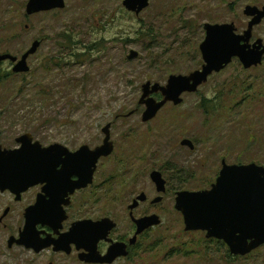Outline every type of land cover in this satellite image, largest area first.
<instances>
[{"label":"rangeland","instance_id":"obj_1","mask_svg":"<svg viewBox=\"0 0 264 264\" xmlns=\"http://www.w3.org/2000/svg\"><path fill=\"white\" fill-rule=\"evenodd\" d=\"M28 1H0V54L19 58L34 41L41 43L28 59L27 74L10 76L12 66L0 65V146L18 148L15 140L30 134L42 147L94 149L110 124V160L124 163L101 162L92 190L98 196L88 199L127 205L143 192L151 200L159 195L150 173L158 171L166 181L163 200L152 211L161 224L129 264H264V246L245 257L230 256L204 233L185 232L174 208L177 192L210 189L222 157L227 165H264V61L244 70L234 59L150 122L141 121L144 106L138 104L146 82L165 85L172 75L200 70L205 24H234L241 35L248 23L244 8H262L264 0H149L139 16L127 12L123 0H64L62 10L27 16ZM257 38L264 41V20L250 43ZM130 51L137 53L133 60ZM184 139L194 151L180 146ZM29 202L28 196L14 203L0 195V217L11 208L6 228L0 225V264H69L51 249L35 254L8 247L24 227Z\"/></svg>","mask_w":264,"mask_h":264},{"label":"water","instance_id":"obj_2","mask_svg":"<svg viewBox=\"0 0 264 264\" xmlns=\"http://www.w3.org/2000/svg\"><path fill=\"white\" fill-rule=\"evenodd\" d=\"M1 1V0H0ZM149 0H123V8L139 16L148 7ZM64 0H29L25 6L27 16L62 10ZM243 15L249 18L246 30L238 35L233 24H205L204 40L199 45L202 58L200 70L188 76L172 75L165 85L146 82L142 85V95L138 101L144 106L141 115L143 123L153 120L158 112L168 103L178 106L182 103L184 94H194L205 84L213 74L223 71L234 59L244 70L259 66L264 58L262 40L250 43L253 29L264 20V7L246 6ZM41 43L34 41L31 47L21 56L0 54V63L9 61L12 73L27 74L28 59L35 55ZM137 57L130 51L128 60ZM159 94L157 101L153 95ZM110 124L102 129L104 139L94 150L82 146L71 153L64 146L54 144L42 147L34 142L30 134H25L15 140L21 146L15 150L0 148V193L8 191L19 199L20 194L29 188L41 185L42 192L38 195L34 206L28 207L23 214L24 227L18 239L10 237L8 247L13 244L39 254L51 249L54 253L69 252V245L80 244L89 251L88 245L105 238L114 225L109 220L99 223L79 222L74 224L67 234L51 238L49 235L41 238L37 226H47L55 234L65 221L64 207L69 204L68 197L76 190L87 188L93 182V174L100 158L109 157L114 145L110 140ZM181 147L194 149L192 142L184 139ZM77 177L72 182L71 177ZM149 178L155 186L157 194H164L166 182L158 171L150 173ZM144 194L135 198L130 209L133 210L139 202H144ZM162 198L152 200L158 204ZM174 208L182 215L185 232H205V238L223 241L228 247L230 256L244 257L264 245V168L255 164L227 165L222 162V169L209 190L188 192L180 191L175 195ZM7 211L3 213V218ZM137 227L136 235L159 226L161 220L152 215L134 221ZM133 241H131L132 243ZM123 245L115 244L105 257L99 258L90 254L84 260L100 264H111L116 258L127 256L122 251Z\"/></svg>","mask_w":264,"mask_h":264},{"label":"flooded vegetation","instance_id":"obj_3","mask_svg":"<svg viewBox=\"0 0 264 264\" xmlns=\"http://www.w3.org/2000/svg\"><path fill=\"white\" fill-rule=\"evenodd\" d=\"M247 20L249 22V18H247ZM235 29H236V27H235ZM235 32L237 33V29ZM243 32L241 33V35L243 34ZM238 35H240V34H238ZM256 40H262V39L257 38ZM262 42L264 44L263 40H262ZM263 61H264V58H263ZM263 61L259 66H261L263 64ZM6 62H8L10 64V66H12V64L9 61H6ZM6 62H3V63H6ZM3 63H0V65H2ZM259 66H257V67H259ZM257 67H254V68H257ZM157 95L155 94L153 96H157ZM16 144L19 147L21 146L20 143H16ZM113 145H114V143H113ZM193 146H194V144H193ZM0 148L2 150H10V149H3L1 146H0ZM18 148H15V149H18ZM96 148H94V149H96ZM184 148H187V147H184ZM15 149H11V150H15ZM94 149H90V150H94ZM194 150H195V146H194L193 150L189 149V151H194ZM69 151L71 153H75L76 151H78V149L77 150H69ZM114 151H115V145H114V150L109 157L100 158L98 160V162L96 164L95 172L93 174L92 184L89 185L85 189L74 191L73 194L68 197L69 204L63 208L64 212H65V221L62 223L61 229L58 230V234H55L47 226L38 225L36 227L38 231L43 232V234H41V238H44V237L49 235L51 238L56 239L58 237V235H60V234L69 233L71 231L73 225L78 224L79 222L88 221L91 223H99V222H102L103 220H109V222H110L109 225H111L112 223L114 224L112 226V228L107 232V235L105 236V238L98 240L94 246H93V244L87 246L88 249H90L91 251L80 247L79 243L78 244H75V243L70 244L68 247V249H69L68 254L62 253L65 256V258L67 259V262L69 264H100V263H93V262H90V263L85 262L84 259L87 256H89L90 254H96V256H100L99 258L105 257L107 255L109 249L111 247H113L115 244L123 245L124 248L122 249V251L127 252V256L118 257L111 264H117L120 262L125 263V264H129L130 262H132L134 260L135 253L141 249L140 247H141V244L143 245V243H142L143 239L147 236V234L150 233V230L152 229V228L148 229V230L144 231L143 233L136 235L137 227H136V224L134 221L140 220L143 218H147V217H150L152 215L158 216L156 213H154L152 211L156 208V206L158 204H160L162 202V200H163V197L161 196L162 194H158L159 196H156L153 198V199H155L157 197H161L162 198L161 202H159L158 204H152L151 202L153 199L149 200L148 196L145 195L143 192H141L140 194H144L146 197V200L144 202H139L133 210L130 209V206L132 205L135 198L138 197V195L135 196L133 199H131V203H129L127 205H123V204H119V203H111V202H108V203L100 202V199L98 200V202L91 200V199L94 200V198L98 196L97 191L94 192L92 190L95 187L94 181L96 179V175L99 172L98 171L99 164L101 162L106 161V160L107 161L109 160V162L112 161V165L115 161H117V162H115V166H116V164L123 162L121 159L119 162L118 158L116 160H110L113 157ZM223 161L226 164V160L224 159V157H222V159L220 160L221 168L219 170V173L222 169V162ZM257 162H258V159H257ZM250 164H256V163H250ZM132 165H134V164L132 163ZM233 165H243V164L234 163ZM257 166L264 168L263 164H258ZM219 173H218V175H219ZM71 181L72 182L77 181V177L72 176ZM107 182L108 181H104L102 183H99V188H101V186L103 184H106ZM214 184H215V182H214ZM212 185H213V183L210 184V189H211ZM41 192H42V186L36 185V186L29 188L26 192L20 194L18 200H16L15 195H13L12 193H10L8 191L0 193V195L9 196L10 199L14 203H21L23 198L28 196L30 198V202H29V205L24 209V211H25L28 207L35 205L37 198H38V195L41 194ZM86 195H87V197H86ZM89 195H91V197H90L91 199L90 198L88 199ZM147 203H148V205H147ZM143 205H147L146 210L144 212H138L140 207ZM10 210H11L10 207H6V209L4 210V212L7 211L6 216H4V218L2 217L3 213H4L3 212L2 216L0 217V225H2L3 228H6L4 221L7 217V215L10 213ZM24 211H23V214H24ZM23 219H24V217H23ZM159 219H160V217H159ZM123 223H125V224H123ZM19 233H20V230H19L18 234ZM201 233H204V235H206L205 232H201ZM206 240H210V241L213 240V241H216L217 243H221V245L225 246L226 249L228 250V247L221 240H217L214 238H210V239H206ZM131 241H133V242L131 243ZM14 245L15 244H13L11 247H13ZM263 246L264 245H262L261 247H263ZM261 247H259V248H261ZM228 252H229V250H228Z\"/></svg>","mask_w":264,"mask_h":264},{"label":"trees","instance_id":"obj_4","mask_svg":"<svg viewBox=\"0 0 264 264\" xmlns=\"http://www.w3.org/2000/svg\"><path fill=\"white\" fill-rule=\"evenodd\" d=\"M10 76L13 75V73H8ZM9 77V76H8ZM206 113L208 112L207 110L205 111ZM121 164L124 163V162H120Z\"/></svg>","mask_w":264,"mask_h":264}]
</instances>
